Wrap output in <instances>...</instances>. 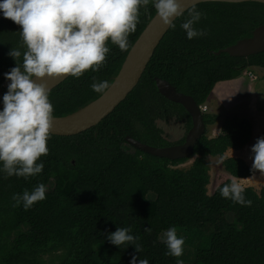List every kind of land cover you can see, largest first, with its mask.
<instances>
[{
  "label": "trees",
  "instance_id": "1",
  "mask_svg": "<svg viewBox=\"0 0 264 264\" xmlns=\"http://www.w3.org/2000/svg\"><path fill=\"white\" fill-rule=\"evenodd\" d=\"M194 7L202 13L195 27L204 35L186 38L180 27L188 15L185 11L163 36L137 85L107 117L77 135H50L48 154L37 161L44 163L41 173L25 179L0 172V264H43L42 258L55 252L61 253L59 264H130L133 257L135 264L145 259L148 264H179V257L166 255L160 239L172 226L196 228L203 236L199 245L190 236L184 240L190 239L194 250L192 264H264V186L259 191L244 188L250 206L221 196L219 189L229 180L211 195L207 192L208 158H223L228 149L247 146L252 140L249 119H225L219 133L209 137L208 126L216 115L202 113L205 133L195 144L187 169L178 166L189 160L151 156L125 141L129 136L156 148L169 147L157 121L174 117L184 120L186 133L191 127L184 108L159 94L155 78L201 106L218 82L236 79L250 68L264 69V51L248 57L216 54L264 26L263 3L208 1ZM147 9H139L127 51L108 42L103 67L96 72L89 69L79 78L69 76L49 92L53 117L75 113L102 95L90 85L94 80L112 83L156 13L151 3ZM10 48L20 49L16 63L22 64L26 48L20 26L0 16V85L6 80L4 73L15 66L7 55ZM221 164L231 178L253 176L251 166L240 158H224ZM41 183L46 186L45 199L27 210L22 203L13 206V194L31 192ZM125 227L138 237V252L132 245L117 247L106 239L108 233Z\"/></svg>",
  "mask_w": 264,
  "mask_h": 264
},
{
  "label": "clouds",
  "instance_id": "2",
  "mask_svg": "<svg viewBox=\"0 0 264 264\" xmlns=\"http://www.w3.org/2000/svg\"><path fill=\"white\" fill-rule=\"evenodd\" d=\"M186 0H0V16L20 26V36L26 50L22 64L18 48H10L7 55L15 66L4 73L9 80L6 92L0 97V172L5 177L17 176L28 179L42 172L41 156L48 154L47 140L51 134L53 105L49 90L43 80L61 76L79 78L85 71H98L109 53L107 43L119 50L129 48L128 36L135 32L139 21V9L147 11L149 3L155 9L160 21L175 27L174 20L184 14ZM202 13L194 6L188 8V15L180 24L186 38L192 39L205 33L195 25ZM36 78V79H34ZM43 78V80H41ZM37 80L41 82L37 83ZM107 80L95 81L92 91L103 94L111 86ZM202 113V112H201ZM252 159L250 172L259 170L264 174V136L258 137L250 146ZM222 197L235 203L250 206L245 199L244 188L233 180L220 187ZM46 186L38 184L31 192L13 194L14 207L25 210L35 202L45 199ZM150 231L149 228L145 229ZM110 244L132 245L138 252V237L131 234V228H116L108 233ZM166 255L179 257L183 253L184 239L176 235L174 226L164 233ZM133 257L130 264H135ZM138 264H148L139 260Z\"/></svg>",
  "mask_w": 264,
  "mask_h": 264
},
{
  "label": "water",
  "instance_id": "3",
  "mask_svg": "<svg viewBox=\"0 0 264 264\" xmlns=\"http://www.w3.org/2000/svg\"><path fill=\"white\" fill-rule=\"evenodd\" d=\"M208 1L209 0H186L184 12L187 11L189 7ZM169 28L170 27L164 25L160 21L155 13L128 51L118 74L111 83L112 85L97 100L89 105L97 101L99 102L87 114L77 119L66 120L69 116L81 109L64 117H53L50 135H77L96 126L101 120L107 117L137 85L155 49ZM263 51L264 26H260L254 30L250 38L239 40L232 46L218 50L216 54L219 55L223 53L230 57H248ZM68 77L69 76L65 75L57 79L43 80V78H41V80H43L50 92ZM41 80H37L36 82L39 83ZM8 83H10L9 80H5L1 83L0 97H2V89L7 90ZM155 87L161 96L172 103L181 105L190 116L191 127L186 133L183 143L175 146L156 148L136 141L129 136L125 137V141L133 148L151 156L168 160H191L195 144L205 133L202 113L192 97L177 92L167 81L155 78Z\"/></svg>",
  "mask_w": 264,
  "mask_h": 264
},
{
  "label": "rangeland",
  "instance_id": "4",
  "mask_svg": "<svg viewBox=\"0 0 264 264\" xmlns=\"http://www.w3.org/2000/svg\"><path fill=\"white\" fill-rule=\"evenodd\" d=\"M250 71L256 76L255 80L248 78L247 72ZM205 110L203 113L216 115V121L213 125L208 126L209 137H214L219 133V127L225 119L233 116L246 117L252 124V144L258 137L262 136L264 127V69L250 68L244 71L238 78L218 82L211 91L206 103L203 105ZM157 126L162 131L163 138L170 146L180 145L184 141L186 135L184 120L170 117L165 120L157 121ZM249 151V150H248ZM247 154H250L245 151ZM222 158H208L209 162V184L207 186L208 195H211L217 186L226 180L232 182L235 180L243 188L252 187L259 191L264 186V174H260L259 170L250 178L234 179L231 178L223 169L221 164ZM251 164L252 159H248ZM191 164V160L178 166L181 169H187ZM251 166V165H250ZM196 228L185 230L176 229V235L183 237L190 236L191 240L197 245L203 243V236ZM164 233H161L160 239L164 240ZM205 239V238H204ZM189 241L184 242L183 253L179 256V264H192L194 261V250L190 247ZM60 252L45 255L42 260L43 264H59Z\"/></svg>",
  "mask_w": 264,
  "mask_h": 264
},
{
  "label": "crops",
  "instance_id": "5",
  "mask_svg": "<svg viewBox=\"0 0 264 264\" xmlns=\"http://www.w3.org/2000/svg\"><path fill=\"white\" fill-rule=\"evenodd\" d=\"M215 137V136H214ZM252 142V140H251ZM249 143L247 146H245L244 148L240 149V150H232V149H228L224 155L223 158H240L242 159L245 163H248V159L251 160V156L250 154H247L245 151H247L249 153L250 151V146L252 145V143ZM249 150V151H248ZM251 165V164H249Z\"/></svg>",
  "mask_w": 264,
  "mask_h": 264
},
{
  "label": "bare ground",
  "instance_id": "6",
  "mask_svg": "<svg viewBox=\"0 0 264 264\" xmlns=\"http://www.w3.org/2000/svg\"><path fill=\"white\" fill-rule=\"evenodd\" d=\"M209 1H224V2H239V1H246V0H209ZM247 1H257V2H261L264 3V0H247ZM99 101L87 106L86 108H83L81 110H79L78 112H76L75 114L69 116L66 120H72V119H77L80 118L82 116H84L85 114H87Z\"/></svg>",
  "mask_w": 264,
  "mask_h": 264
},
{
  "label": "built area",
  "instance_id": "7",
  "mask_svg": "<svg viewBox=\"0 0 264 264\" xmlns=\"http://www.w3.org/2000/svg\"><path fill=\"white\" fill-rule=\"evenodd\" d=\"M247 75H248V78H249L250 80H255V79H256V76H255L254 74H252L250 71L247 72ZM198 107H199L200 112L203 113L204 110H205V107H204L203 105L198 106Z\"/></svg>",
  "mask_w": 264,
  "mask_h": 264
},
{
  "label": "flooded vegetation",
  "instance_id": "8",
  "mask_svg": "<svg viewBox=\"0 0 264 264\" xmlns=\"http://www.w3.org/2000/svg\"><path fill=\"white\" fill-rule=\"evenodd\" d=\"M3 90V89H2ZM5 91H6V89H5Z\"/></svg>",
  "mask_w": 264,
  "mask_h": 264
}]
</instances>
